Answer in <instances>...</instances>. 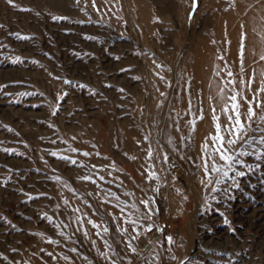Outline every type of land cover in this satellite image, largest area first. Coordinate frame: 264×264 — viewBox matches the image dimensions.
Instances as JSON below:
<instances>
[{"label":"rangeland","instance_id":"rangeland-1","mask_svg":"<svg viewBox=\"0 0 264 264\" xmlns=\"http://www.w3.org/2000/svg\"><path fill=\"white\" fill-rule=\"evenodd\" d=\"M95 5L0 0V264H264V159L240 157L239 187L204 172L223 164L213 115L264 83V0Z\"/></svg>","mask_w":264,"mask_h":264},{"label":"snow or ice","instance_id":"snow-or-ice-1","mask_svg":"<svg viewBox=\"0 0 264 264\" xmlns=\"http://www.w3.org/2000/svg\"><path fill=\"white\" fill-rule=\"evenodd\" d=\"M8 2L11 4L12 0H8ZM77 3H79V0H76ZM93 7H96L95 5V0H93ZM192 7L196 8L197 7V0H192ZM53 19H56V17H53ZM62 19V17H61ZM19 39H30V37H23L19 36ZM243 35L241 36V44H240V54L241 57H243V52H244V43H243ZM261 59H264V56L261 57ZM20 62V57H16V59L13 61V63H18ZM159 67V65H157ZM243 59H241V72H243ZM228 75L231 77L233 74L232 72H229ZM161 80H163V77H160ZM64 84L71 85V81L65 79L63 81ZM229 83L234 84L235 81H229ZM240 83L244 85V89L248 91H252V79H249L245 81L244 79L240 80ZM7 88V85H0V90H4V95H10L5 89ZM244 89L241 90V92H237L233 94L230 97V105L225 106L222 111L227 115V120L228 123L222 127L221 122L219 120V117L213 115V120L215 121V128L216 132L215 135L212 136V142H213V147L215 152L219 155V159L223 161V164L220 166H217L214 162L209 169L207 161L204 163V172L206 176H210L211 174H216L217 178L215 180L209 179L207 184L205 185L206 187L211 184H216L219 185L223 181L220 179V177L227 178L229 175V172H234L235 175L232 177L233 184L236 187H239L236 178L237 177H243L245 175V172L242 170H237L234 165H240V168L243 169L244 167H251V165L246 164L245 161L241 160L240 157L243 156H249V155H255L256 160L260 161L261 159H264V152L260 151H255V152H248L246 150V146H250L251 144L255 143L261 146H264V134L260 136L258 140H256L253 136L249 135V131H255V129H252V124L255 123L256 121L254 118L257 116V113L254 111L253 104H255L256 108H261L264 106V101L257 99V96L260 93H264V83H262V86L255 92H253V96L251 100H248L247 97L244 95ZM123 91V89H121ZM18 95H32V93H19ZM42 95V94H41ZM67 95V92L63 93L62 95H57L56 100L59 101L63 99L64 96ZM161 96H164L165 94L163 92L160 93ZM238 97L240 98L238 100ZM241 101L247 104V113H246V121L247 124L242 122V116H244V113L241 112ZM58 110V109H57ZM57 110H54L52 115H56ZM215 111V110H213ZM203 119V117H200ZM260 124H264V115L259 116L258 118ZM193 125L195 124V121L192 122ZM7 127V126H5ZM9 132L12 131L10 127L7 128ZM179 130V129H177ZM259 131L261 133H264V128H260ZM2 143V142H0ZM55 143V141H53ZM5 152L10 151L9 149H3ZM72 152H75L76 149H71ZM205 153H206V148H205ZM53 156H56V153H52ZM81 155L83 156H88L89 153L85 152L82 153ZM149 157L152 156V152L149 151L148 153ZM60 159L69 161L72 165H77V160L72 159L70 156H61ZM209 160L213 159L212 157H208ZM168 157H164V161L167 162ZM95 168L96 166L93 165ZM257 167H259V164H257ZM150 177H154L155 173L150 172L149 173ZM84 180H92L91 177L89 176H84L82 177ZM99 179L103 180V177H99ZM95 180H92V183H95ZM71 190V189H70ZM212 192H217L218 189L216 187H212L211 189ZM226 194L227 189L223 190ZM65 204L68 203V201L64 202ZM141 203L145 206V209L148 210L146 212V215L150 216L151 215V199L149 200H142ZM78 211V209L74 210ZM123 211V209H121ZM49 222L51 223V218H47ZM115 219V217H114ZM126 223H131L133 224V231H136V221H125ZM87 223L91 224L94 228H98L99 225H97L93 220L89 219ZM225 223H228V221L225 219ZM148 231H151V228L149 227L147 229ZM109 231L108 227L103 228V232L107 233ZM123 231H127V229H124ZM99 235V233H97ZM136 237H133L135 239ZM169 243L172 242V238L168 237ZM48 243H54V241L49 240ZM129 249L135 253L136 249L131 246V243L128 245ZM43 251V249L41 250ZM49 256H52V253H48ZM107 256V254H103ZM55 259V257H52ZM64 259H67V257H64ZM175 259V257H173ZM112 264H115V262H112ZM181 264H183V261H181Z\"/></svg>","mask_w":264,"mask_h":264}]
</instances>
